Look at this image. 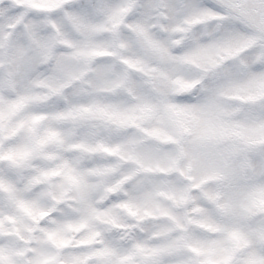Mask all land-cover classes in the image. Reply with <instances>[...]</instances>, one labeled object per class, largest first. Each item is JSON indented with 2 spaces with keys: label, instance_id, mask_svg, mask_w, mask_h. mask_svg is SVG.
Here are the masks:
<instances>
[{
  "label": "clouds",
  "instance_id": "obj_1",
  "mask_svg": "<svg viewBox=\"0 0 264 264\" xmlns=\"http://www.w3.org/2000/svg\"><path fill=\"white\" fill-rule=\"evenodd\" d=\"M0 264H264V0H0Z\"/></svg>",
  "mask_w": 264,
  "mask_h": 264
}]
</instances>
